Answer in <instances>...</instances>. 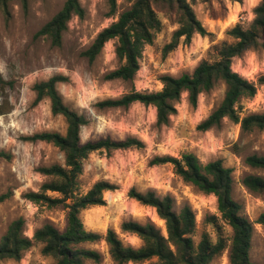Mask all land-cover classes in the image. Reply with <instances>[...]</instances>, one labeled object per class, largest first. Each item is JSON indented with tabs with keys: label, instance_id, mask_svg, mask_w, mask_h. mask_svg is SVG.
I'll list each match as a JSON object with an SVG mask.
<instances>
[{
	"label": "rangeland",
	"instance_id": "rangeland-1",
	"mask_svg": "<svg viewBox=\"0 0 264 264\" xmlns=\"http://www.w3.org/2000/svg\"><path fill=\"white\" fill-rule=\"evenodd\" d=\"M64 1L30 0L25 8L20 0H11L9 17L0 8V72L5 80L13 82L4 91L0 89V100L8 96L13 105L8 114L0 116V150L12 154L10 160L0 159V194L11 193L0 202V238L9 224L19 217L25 219V234L29 237L45 223H52L61 231L66 227L67 209L35 204L24 196L28 191H38L46 180L37 169L53 163L64 164V154L51 143L22 138L42 131L65 133V118L52 113L48 98L35 103L33 89L36 82L64 74L69 79L59 83L58 90L70 107L85 114L89 120L81 130L83 143L107 137L115 140L136 137L144 143L140 148L95 151L84 161L77 195L86 194L100 180L117 186L104 192L106 204L81 211L86 229L103 237L108 229H113L125 244L135 247L141 246L143 241L138 235L122 230L126 220L152 222L166 235L165 221L156 209L128 196L129 190L135 187L141 192L153 190L160 197L170 195L177 212L189 204L196 215V229L192 235L195 244L203 233L216 239L218 229L214 223L230 242L232 228L221 218L217 197L185 182L174 172L173 164L151 163L155 156L180 157L185 152L196 154L202 163L221 158L234 170L233 196L242 204V213L254 222L264 212V193H253L242 183L246 174L264 176V170L252 168L245 162L247 155L264 154V130L243 132L240 124L227 118L209 130L197 128L222 101L225 84L218 82L211 91L201 93L195 106L184 93L177 103V113L171 116L169 124L162 126L156 123V108L152 105L136 102L129 107L101 108L97 103L107 98H119L134 89L161 90L162 75L190 73L202 60L214 61L218 55L216 46L234 41L228 34L229 29L238 23L248 27L255 16L254 8L261 0H189L210 34L195 33L189 43L182 41L166 56L163 48L170 42L177 24L159 12L163 27L154 41L145 45L140 69L129 81L104 78L119 65L115 40L108 41L93 62L81 53L103 28L130 7L131 2L117 0V10L111 14L107 0H80L85 14L72 17L63 33L61 46H53L45 37L35 38V33L62 8ZM232 68L257 83L259 76L264 74V48L248 50L235 57ZM257 87L254 97L243 98L238 103L241 117L264 112V85L257 83ZM213 217L215 221L211 220ZM253 228L251 259L261 264L264 262V225L254 223ZM81 246L101 255L99 262L86 260L84 264H117L104 238ZM42 248V243L35 242L20 260H0V264H56L52 256L42 253ZM228 254L227 248L210 264H230Z\"/></svg>",
	"mask_w": 264,
	"mask_h": 264
},
{
	"label": "trees",
	"instance_id": "trees-1",
	"mask_svg": "<svg viewBox=\"0 0 264 264\" xmlns=\"http://www.w3.org/2000/svg\"><path fill=\"white\" fill-rule=\"evenodd\" d=\"M0 0V8L9 17V2ZM28 7L30 0H20ZM111 14L117 10V0H107ZM131 2L118 19L103 28L94 38L90 46L81 54L93 62L102 52L105 44L115 40V53L119 60L117 68L107 72L105 79H134L140 69V59L146 44H151L163 27L159 12L170 19L177 28L170 42L163 48L166 56L175 50L183 41L189 43L195 33L209 35L206 27L197 17L189 0H127ZM211 1V0H205ZM85 10L80 0H65L62 8L46 22L36 33L35 38L45 37L53 46H61L63 33L73 16L83 17ZM254 18L248 27L234 25L228 34L233 42H222L217 45L218 55L214 61L202 60L192 72H184L178 76L164 74L160 77L163 84L158 91H137L122 95L119 98H107L97 105L101 108L129 107L140 102L156 108V123L167 125L172 115L177 113V103L182 95L187 93L188 101L195 106L201 93L211 91L218 82L225 84L222 101L197 126L206 131L219 126L227 118L240 124L243 132L255 129L264 130V112L250 113L241 117L237 105L243 98L256 95L257 83L264 85V74L257 83L250 81L232 68L233 59L243 55L248 50L264 48V0L254 8ZM69 79L64 74H55L46 80L36 82L33 86L36 92L35 103L48 98L54 115H62L67 123L65 133L59 131H42L22 137L28 141H45L57 147L65 158L64 164L53 163L40 166L37 170L46 177L38 191H28L25 198L29 201L48 207L62 206L67 209L66 227L61 231L52 223H45L37 228L33 237L25 234V219H14L7 231L0 238V260H20L25 251L35 242L43 244L42 253L52 256L56 264H84L86 260L99 262V252L81 246L85 242H96L102 238L110 248L112 259L117 264H210L224 251L229 249L230 264H259L251 259L253 224L264 225V212L253 222L242 213V204L234 196L233 168L226 166L223 159L218 158L202 163L196 154L185 152L180 157L171 155L155 156L152 164L171 163L174 172L185 182L198 190L214 194L217 197L218 211L221 218L232 228L230 242L220 232L214 240L209 233H203L198 244L192 237L196 229V215L189 204L184 205L179 212L174 208V199L170 195L160 197L153 190L138 191L132 187L128 196L135 198L143 205L154 207L158 216L165 221L166 235L152 222L140 223L126 220L122 230L138 235L143 241L139 247L125 244L115 230L108 229L103 237L100 233L87 230L80 213L94 205H104V192L114 190L117 186L106 180L97 181L84 195H77L78 179L84 169V161L88 156L99 150L127 149L143 147V141L136 137L115 140L110 137L96 141L82 142L81 130L89 123L85 114L70 107L65 101L57 85ZM12 81L3 78L0 72V89L4 91ZM13 105L8 98L0 100V116L8 114ZM12 154L0 150V159L10 160ZM245 162L252 168L264 170V154L247 155ZM243 185L256 194L264 193V176L246 174ZM10 192L0 194V202L5 201ZM71 200V202H68ZM215 221V217L211 219ZM153 259H156L153 261ZM152 260V261H151ZM261 264H264L261 263Z\"/></svg>",
	"mask_w": 264,
	"mask_h": 264
}]
</instances>
